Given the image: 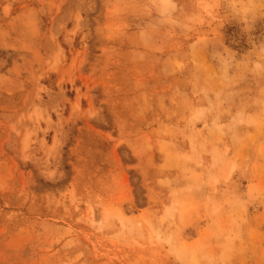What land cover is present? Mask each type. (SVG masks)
Returning a JSON list of instances; mask_svg holds the SVG:
<instances>
[{"label":"rangeland","instance_id":"1","mask_svg":"<svg viewBox=\"0 0 264 264\" xmlns=\"http://www.w3.org/2000/svg\"><path fill=\"white\" fill-rule=\"evenodd\" d=\"M0 264H264V0H0Z\"/></svg>","mask_w":264,"mask_h":264}]
</instances>
